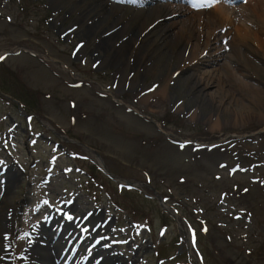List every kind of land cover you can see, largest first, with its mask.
I'll return each instance as SVG.
<instances>
[{
	"label": "rangeland",
	"instance_id": "1",
	"mask_svg": "<svg viewBox=\"0 0 264 264\" xmlns=\"http://www.w3.org/2000/svg\"><path fill=\"white\" fill-rule=\"evenodd\" d=\"M58 2L0 0V209L8 198L3 217L14 211L11 205L25 203L14 231L37 222L51 227V214L69 234L75 228L70 219H96L104 245L92 249V262L95 255L102 264H264V98L257 95L264 92V0L226 3L232 11L218 18L225 26L212 36L207 33L213 26L202 33L200 21L206 22L203 12L211 11L213 0L197 9L183 6L185 15L166 21L146 17L147 10L135 19L137 7L130 4L107 20L111 4L103 0ZM93 4L100 8L84 19ZM120 17L123 23L114 24ZM131 20L125 33L113 37ZM186 20L189 35L176 38ZM172 24L169 33L165 26ZM236 28L246 36L235 34ZM226 32L232 34L220 39ZM133 34L140 35L131 42L138 54L150 47L149 60L138 68L133 50L122 47ZM116 50L130 57L127 65L110 60ZM192 50L199 58L185 65ZM205 72L212 73L208 86ZM165 85L170 90L164 99L146 98ZM242 106L250 114H241ZM25 114L36 116L29 122L37 133L30 141ZM96 155L118 179L144 186L120 191L94 166ZM28 171L39 178L35 189L27 187ZM2 238L0 231V249ZM44 238L43 255L49 256L38 258L49 264L57 243Z\"/></svg>",
	"mask_w": 264,
	"mask_h": 264
},
{
	"label": "bare ground",
	"instance_id": "2",
	"mask_svg": "<svg viewBox=\"0 0 264 264\" xmlns=\"http://www.w3.org/2000/svg\"><path fill=\"white\" fill-rule=\"evenodd\" d=\"M64 1H70V0H60V2H58L59 6L60 5H64V3H63ZM104 1H105V5H107V6H108V4H110L108 0H103V4H104ZM155 1H156L155 6L150 5L149 8L148 7L146 8V10H147L146 17H149L151 15H157V16H159L158 18H162V17L166 18V17H169V16H176V15L183 16V15L186 14V10L184 9L183 6H180V5H172V4H164V3H162L159 0H155ZM230 1L231 0H223V2H221L220 4L212 7L211 11L203 12V14H206L205 20H206L207 23L206 22H203V21H200L202 28H200V26H198V28H200V30H201L202 33L203 32H206V30H208V28L210 26H213V30L212 31H209L207 33V35H209V33L213 32V31H215L216 28L219 29V30H221V29L224 28L225 24L223 22H220L218 20V18H220V17H222L224 15V11H226V10H228L230 12L232 11L231 8H228V6H226V2L228 3ZM110 2H111V5L108 6V8H107V14H106V17H105V19L107 18V20L110 19L117 12H120V10H121V8H120L121 7V4L114 3L112 0H110ZM251 3L253 4V2H251ZM93 5H95V4H93ZM95 6H96L95 8H93V7L85 8V10L83 11L84 19H87L88 16H93V12H95V10H97L98 8H100V6H98V5H95ZM102 7H103V5H102ZM141 11H145L144 8H143V10H137V14L135 16V19H137V17L141 14ZM102 12H103V10L100 11L99 14H102ZM105 19L102 20L100 23L96 24L95 26H92L93 30L88 28V32L89 33H93L99 27H102V25H104L103 22L106 21ZM130 22H132V20L129 21L128 24H124L122 26V28L116 34L113 35V37H115V36H117L119 34L125 33L128 30L129 26H130L129 25ZM118 23H123V18L122 17L117 18L114 21V24H118ZM188 25H190V21L189 20H186L184 22V25L180 29V31L175 35V37L178 38V36H180L181 33H183V36H184V32L189 35L188 29H187ZM230 25H232V24H230ZM204 26H205V30L203 31L202 29H204ZM165 27L169 30V33H173L174 30H175L174 29L175 27H173V24L171 26L166 25ZM227 27H229V26H227ZM139 31H141V30L139 29ZM213 34H214V32L211 34V36ZM230 34H232V33H229V32L222 33V34L219 33V37H220V39H222L224 37H228ZM235 34L240 35V36H246V35H243L241 33L240 28H236L235 29ZM253 35L255 36V32H253ZM134 36H135V34H133V37L130 38L126 43H124L122 45V47H129L130 50H133L134 46H131V42L135 44L137 42V40H138L137 38H139L140 35L136 34L135 38H134ZM233 39L238 40L236 37H233ZM240 39H242V38H240ZM106 41H108V42H105L104 46H106V45L109 46L110 45L109 40H106ZM228 44L231 46L232 43L230 42ZM205 45L208 47L207 40L205 41ZM232 47H233V45H232ZM220 49L222 50V49H224V47L221 45L220 46ZM142 50H143V52L140 53V54H138L136 50H133L132 51V55H135L136 61H137L136 68H138V66H142L143 64H145L146 61L149 60V58H150L149 55H148V50H150V47L145 46ZM198 50H199V47H198ZM198 50L197 51L196 50H192L191 51V53L189 55V58L187 59V62L184 63L185 65L190 64V63H192L193 61H195V60H197L199 58ZM202 53L203 52H201V54ZM124 54L125 53L122 50H116L114 52V54H113L114 56H112L110 58V60H112V59H115V61L125 60L124 63H123V65H121V67L122 66H125V65H127L130 62V60H127V58L130 59V57L128 55H126V59H124ZM161 57L162 56L159 55L158 58H157V60H161ZM108 64H114V63H109L108 62ZM102 67H104V63H102ZM202 75L205 78V79H202V80H204V82H207L205 84V86H208L211 83V81H212V76H211L212 73L205 72ZM202 80H201V83H202ZM134 87H135V83H133L131 81V89H134ZM169 90L170 89L168 88V86L165 85L162 88H160L159 91H157L156 93H153L152 96H148L146 98H150V97L153 98V96L155 95V97H154L155 99H156L157 96H161L162 97L161 99H164L165 96L168 94V91ZM257 95L258 96H261L262 95L261 97L264 98V92H262V93L259 92V93H257ZM240 111H241L240 112L241 114L248 115V114H250L251 109L247 108L246 106H242ZM7 203H8V198L6 199L5 202H3V208L0 209V218L2 217V214H3L2 212L4 211V208H6V209L8 208L7 207ZM8 206H10V205H8ZM10 207H13V205H11ZM54 233H56V232H54ZM45 234H47V232H45ZM58 234H56L55 236H58ZM62 238H63V236H62V234H60L59 240L62 239ZM19 241L22 242V243H24V240H19ZM11 257H13V256L11 255ZM28 257L30 259L34 260L33 259V255H29ZM96 262H97V258L95 257V264H96Z\"/></svg>",
	"mask_w": 264,
	"mask_h": 264
}]
</instances>
